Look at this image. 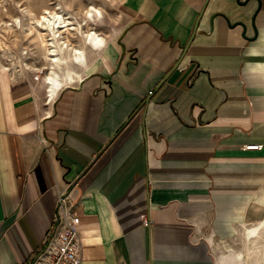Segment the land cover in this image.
Wrapping results in <instances>:
<instances>
[{"label":"crops","instance_id":"0c3cea01","mask_svg":"<svg viewBox=\"0 0 264 264\" xmlns=\"http://www.w3.org/2000/svg\"><path fill=\"white\" fill-rule=\"evenodd\" d=\"M260 1L54 6L70 74L0 71V264L43 248L61 194L82 264H241L264 222Z\"/></svg>","mask_w":264,"mask_h":264},{"label":"rangeland","instance_id":"374dc122","mask_svg":"<svg viewBox=\"0 0 264 264\" xmlns=\"http://www.w3.org/2000/svg\"><path fill=\"white\" fill-rule=\"evenodd\" d=\"M56 4L80 9L95 6L107 16L118 10L117 0L115 3L114 0H0V71L2 66L11 67L16 61L21 62L23 71L17 73L15 78L35 77L42 66L46 73L50 71V64L43 59L46 54L43 36L32 22L43 14L41 11L54 9ZM17 18L21 19L22 25L16 24ZM91 25L87 28L91 29ZM247 234L249 240L240 241L236 246L239 253L244 252L241 264H264V222L250 226Z\"/></svg>","mask_w":264,"mask_h":264},{"label":"built area","instance_id":"2783aa9c","mask_svg":"<svg viewBox=\"0 0 264 264\" xmlns=\"http://www.w3.org/2000/svg\"><path fill=\"white\" fill-rule=\"evenodd\" d=\"M248 149L261 150L263 145L249 146ZM144 223L146 226L150 224L147 219ZM80 224L81 220L74 212L70 199L61 194L47 240L27 264H82Z\"/></svg>","mask_w":264,"mask_h":264},{"label":"bare ground","instance_id":"6f19581e","mask_svg":"<svg viewBox=\"0 0 264 264\" xmlns=\"http://www.w3.org/2000/svg\"><path fill=\"white\" fill-rule=\"evenodd\" d=\"M56 8V7H55ZM55 8H47L44 10L43 14L39 16L36 20L32 22V24H35V27L39 34L43 36V43L46 49V60L50 64V71H48L45 75V79L48 83L53 84L56 82L57 77H59V71L58 69L61 66H66V71L68 74H70L71 70L68 66V64L61 62L59 59H52L50 57L52 53L56 52V46L59 44V36H60V30L58 31V28L62 26L64 30L70 29L71 21L66 20V18L61 14L55 11ZM26 13H30L29 11L25 10ZM93 12L99 13L98 9L95 6H91V11L88 13L89 16H93ZM101 12V11H100ZM17 25L21 24V19H16ZM7 25L12 26L13 24L8 23ZM16 25V26H17ZM62 32V31H61ZM90 35V38L97 39L98 36L95 33L88 34ZM64 43V42H61ZM68 44L66 43L67 46ZM50 55V56H49ZM23 65H21L20 61H16L12 64L11 67L2 66L1 72L8 73L11 75L12 78L16 77V74L23 71ZM29 68V67H28ZM255 149V148H254Z\"/></svg>","mask_w":264,"mask_h":264},{"label":"water","instance_id":"95a60500","mask_svg":"<svg viewBox=\"0 0 264 264\" xmlns=\"http://www.w3.org/2000/svg\"><path fill=\"white\" fill-rule=\"evenodd\" d=\"M242 0H238V3L241 4V5H246L248 2H250L251 0H245L244 2H241ZM259 3L261 4V1L258 0Z\"/></svg>","mask_w":264,"mask_h":264}]
</instances>
